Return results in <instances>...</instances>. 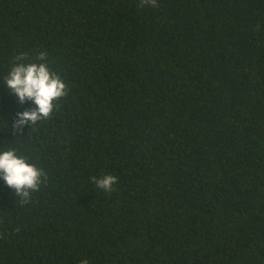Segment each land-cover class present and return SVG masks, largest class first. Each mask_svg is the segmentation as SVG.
I'll list each match as a JSON object with an SVG mask.
<instances>
[{"label":"trees","instance_id":"16d2710c","mask_svg":"<svg viewBox=\"0 0 264 264\" xmlns=\"http://www.w3.org/2000/svg\"><path fill=\"white\" fill-rule=\"evenodd\" d=\"M139 4L0 0V151L44 174L0 177V264H264V0ZM33 62L67 95L17 128Z\"/></svg>","mask_w":264,"mask_h":264},{"label":"clouds","instance_id":"9594fccd","mask_svg":"<svg viewBox=\"0 0 264 264\" xmlns=\"http://www.w3.org/2000/svg\"><path fill=\"white\" fill-rule=\"evenodd\" d=\"M139 6L157 7L158 0H140ZM17 59L23 61L25 57L21 55ZM39 59L46 60L47 53L41 52ZM5 83L19 98L20 103L32 101L36 106L34 110L18 113L19 118L15 124L17 128L49 117L54 109V102L67 95L66 83L46 63H19L12 67ZM43 175L41 169L18 156L15 151H0V177L7 186L15 190L17 196L30 198L32 193L38 192ZM92 179L95 186L104 192H112L113 185L118 183L117 177L111 174ZM80 264H89V261L85 258Z\"/></svg>","mask_w":264,"mask_h":264}]
</instances>
